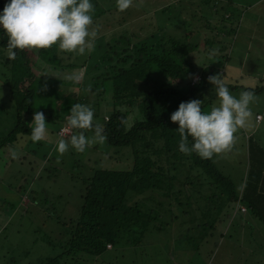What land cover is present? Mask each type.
<instances>
[{
    "label": "trees",
    "instance_id": "1",
    "mask_svg": "<svg viewBox=\"0 0 264 264\" xmlns=\"http://www.w3.org/2000/svg\"><path fill=\"white\" fill-rule=\"evenodd\" d=\"M109 1L102 5L101 0H92L90 29L94 28L99 36L95 38L99 42L95 48L100 51L93 60V68L84 71L79 82L73 79L74 74L67 77L64 73L74 72L76 68L87 69L91 65L92 52L84 55L64 52L53 44L47 49L30 52L17 50L15 59L7 60L6 37L0 34V126L4 130L0 136V158L2 153L11 158L14 156L12 150L21 148L17 146L18 138L30 135L34 111L43 113L46 127L49 120L55 121L62 114L57 133L66 125L71 105L85 103L82 94L92 91L98 96L96 107L105 103L107 109L101 121H93L102 126L104 143L129 148L127 165L123 169L87 164V171L81 175L70 174L78 184L80 204L67 220L56 219L58 226L45 230L42 240L53 252L37 254L31 264H141L136 254L140 247H136L144 243V235L165 231L167 218L178 220L182 216H185L183 225L192 231L187 240L194 244L195 253H199L198 243L211 240L213 247L209 248V253L213 255L219 246L218 237L224 236V232H217L218 226L233 215L237 204L246 208L245 214L264 222V151L257 155L248 147L247 169L239 187L215 159H202L194 153L186 155L178 150L177 125L169 120V114L179 102L197 99L208 87V76L217 75L224 81L226 71L224 64H220L228 59L224 46L212 47L215 49L213 62L209 60L198 65L199 71H196L189 54L199 43L191 38L195 30L207 28L208 22L217 25L231 18L230 28L233 24L237 26L239 20L236 22V19L241 16L239 8L228 9L234 4L232 2L240 0H211V4L208 0H199L208 4L211 21L207 16L197 22V14L191 13L189 22L194 24V31L181 35L166 33L167 23L162 21L150 26L145 23L147 18L136 19V28L127 27L125 22L129 19L140 12H153L164 3L132 0L127 9L117 11L115 0ZM4 3L5 0H0V9ZM110 10L120 12V18L116 19L113 14L103 16ZM260 10L263 12L264 8ZM260 14L249 13L246 20L255 22L263 17ZM234 15L236 17H232ZM222 26L223 31L217 33L215 29L210 39H203V44H211L215 39L225 43L229 27ZM102 35L107 36L103 41ZM259 80L258 85L246 87L224 82L229 90L240 88L258 93L264 91L261 82L264 78ZM66 86L79 88V94L65 90ZM204 105L202 101L201 107ZM27 143L26 156H17L16 161L25 164L31 173L38 172V180H43L45 173L51 175L55 168L51 161L57 152L44 149L42 145H48L44 140L33 143L28 138L23 147ZM78 165L76 160L71 167L75 169ZM21 172L16 186L20 195L25 194L32 181L31 173ZM28 195L32 201L31 212L38 216L40 223L36 228L40 230V225L46 222L43 218L48 213L44 209L49 207L46 205L49 200H39L38 192L32 190ZM13 201L0 199V215L12 214L17 205ZM237 212L241 215L239 209ZM35 242L36 238L32 243ZM3 246L6 247L2 249L5 263L14 264L10 254L13 248L4 244L0 249ZM30 248L23 249L25 254Z\"/></svg>",
    "mask_w": 264,
    "mask_h": 264
},
{
    "label": "rangeland",
    "instance_id": "2",
    "mask_svg": "<svg viewBox=\"0 0 264 264\" xmlns=\"http://www.w3.org/2000/svg\"><path fill=\"white\" fill-rule=\"evenodd\" d=\"M101 2L103 3L102 5L110 3L109 0H101ZM155 2L156 4H164L158 6L156 8L157 10H153V12H140L139 15L135 16H138V18L133 17L125 22L127 23V27H129V29L136 28L137 26L134 25L136 19L147 18L146 24H150L151 26L153 24L155 25V23L159 24L160 21H162V23H167L165 26L166 33L172 34L177 32L178 35H181L182 32L188 33L194 27V24L189 22L191 13H193V15L197 14V22H202L201 18L207 16L208 21H211V19H209L211 14L208 12L207 6L211 0H208V4L202 3L199 0H155ZM232 3L234 4H231L228 10L233 11L239 8V16L241 15L239 19H236V22L239 20L237 26L233 24L230 28L229 21H233L230 18L228 21L223 20L225 23H218L217 25L208 22L207 28L201 29V31L200 29L195 30L191 40H195L199 44L197 49L190 51V60L196 67V71H199L198 65H204L209 61V57L207 56L209 50H212L214 46L217 48H222L224 46V52L228 54L227 61L225 63L224 61L220 62V64H224L226 71V75L223 78L224 81L232 84L244 85L243 87L258 85L260 83L259 79L254 81L252 80L253 78L245 77L244 75L246 73L264 75V11L262 12V10H260L261 7L264 8V0H240ZM258 12H261L260 15H263V17L255 19V22L246 20L247 14L252 13L254 15ZM119 13L120 12L110 10L103 16L109 17L113 14L116 16V19H118L120 18ZM232 17H236V15ZM157 20L159 22H157ZM222 24L228 25L229 27L228 36L225 38L226 42H217L215 39L213 42L211 41V44H203V39H210L215 29H217V33L223 31ZM116 26V28L119 27V25ZM106 35H108V33H106ZM106 35H102V41L103 38L107 37ZM245 37H249V41L247 38L245 39ZM97 43L99 44L98 41H95V47H97ZM95 47L92 51L93 58L89 62L91 65H89L87 69L76 68L74 72H65L64 75L69 77L74 74L73 79L79 82L83 72L93 68V60L100 51L98 48L96 50ZM30 51L31 50H28V52ZM242 53H245L247 56L243 63H241ZM212 62L213 60H211L210 63ZM240 68L243 69L241 76L236 75L240 72V70H238ZM33 69L36 71L39 70L35 66H33ZM229 71L233 73V78L229 77ZM77 76H79L80 79L77 80ZM207 83L208 87L202 90L197 98L201 100V102L204 101L205 105L201 107L202 111H207L218 102L214 95L213 85L209 82ZM65 90L77 91L78 94L80 92V89L75 86H66ZM229 91L233 96L238 97L243 89L236 88L234 91ZM82 96L86 99H84L85 103H83V101L78 103L91 105L90 107L93 109V121H101L103 113L107 111L106 105H104L105 103L96 107L95 100H98L96 99L98 96H96L93 91L91 94L89 92L83 93ZM254 96L255 99L249 104V107H252L255 102L259 104L263 103L264 91L263 93H254ZM209 100L211 104L208 102ZM62 116L63 115L60 114L55 121L49 120V124L46 127L47 138L44 141L48 142V145L44 143L42 146L44 149L48 148L50 152L53 151V153L56 152V140L60 138L56 133V128L58 125L62 124ZM128 120L130 119L128 118ZM2 129L3 126L1 125L0 136L3 135L4 130ZM243 130L244 129H238L237 132L234 133V143L231 149L228 150L230 153L227 151L214 154L212 157L216 160L218 166H223L226 174H230V176L238 182L239 187L242 185L241 180L244 178L247 169V161L244 160V157L235 158L241 155L238 154L241 150L245 149L246 152V147L242 145V142H244V136L242 135ZM83 131L85 136H92L90 130ZM59 132L61 133V130H59ZM29 136L28 133L19 136L17 146L21 148H14V150H12L14 156L11 155L12 157L10 158L2 153L0 158V199L5 198L17 201H13L17 205L11 212L12 214L6 216L0 215V245L6 244L8 248H13L10 254L14 257V264H31L37 254L45 255L53 252L42 240L46 235V233H44L45 230L52 228L53 225L58 226L56 219L60 221L67 220L66 218L75 213V210H77L80 204L79 187L74 178L70 176L72 172L75 176L87 171V164L93 167L123 169L126 167L129 157V148L107 145L104 142H94L90 147H86L84 152H76L69 147L65 154H54L55 158L51 162L55 168L50 172L51 175L49 174L46 176L45 173V178L43 180H38V172L31 173L30 170L25 167V164L16 161L18 160L17 156H26L28 143L24 147L22 144L28 141ZM260 136L264 137V125H262ZM63 138L67 141L68 136ZM76 160L79 165L76 166L77 168L73 169L71 164ZM21 171L31 173L30 176L32 178L28 190L22 195L17 193L16 189L18 181L21 178ZM31 190L38 192L37 198L39 200H49V202H46V205L49 207H45L44 209V212L48 213L45 214L43 218L46 222L40 225V230L36 228V225L40 224L37 218L38 216L31 212L32 209L30 205H32V201L29 199L28 195V192ZM237 209L240 210L241 216L242 213H244L242 218L238 217ZM245 209L244 207V210H242L241 205H236L233 215L230 216L224 224H219L217 232H224V236L218 237L219 246L215 249L213 255L209 253V248L211 249L213 247L211 240L209 242L198 243L199 253H195L194 244L187 240L192 234V231L189 230L188 226H185L186 224L183 225L182 220L185 219V216H182L178 220H170L167 218L165 231L144 235V243L136 247H140V252H136V254L139 255V263L264 264V222L254 218L249 213L245 214ZM227 234H229V236ZM34 238H36V242L32 243ZM29 247H31V251L25 254L23 249H28ZM5 248L6 247L3 246L0 249V264H6L5 259L2 257V249ZM4 252L9 254V252Z\"/></svg>",
    "mask_w": 264,
    "mask_h": 264
},
{
    "label": "clouds",
    "instance_id": "3",
    "mask_svg": "<svg viewBox=\"0 0 264 264\" xmlns=\"http://www.w3.org/2000/svg\"><path fill=\"white\" fill-rule=\"evenodd\" d=\"M131 4L132 0H115L117 11H124ZM92 12V0H5L0 9V34L6 37L5 58L14 60L17 50L47 49L53 44L64 52L91 53L97 36L96 30L90 29ZM214 52L212 49L207 53L210 61ZM207 80L213 85L216 105L202 111L201 100L190 99L179 102L169 114V120L177 125L178 150L186 155L194 153L202 159L231 149L234 133L250 127L252 112L249 104L255 99L250 90L233 96L217 75H210ZM68 112L66 125L59 129L62 135L55 143L58 154H63L69 147L84 152L94 142L105 141L102 126L93 123V109L89 105L74 103ZM30 129L29 138L33 143L47 138L42 112L32 113ZM73 129L80 131L73 133ZM89 129L92 130L90 137L82 131ZM63 135L68 136L67 141Z\"/></svg>",
    "mask_w": 264,
    "mask_h": 264
},
{
    "label": "crops",
    "instance_id": "4",
    "mask_svg": "<svg viewBox=\"0 0 264 264\" xmlns=\"http://www.w3.org/2000/svg\"><path fill=\"white\" fill-rule=\"evenodd\" d=\"M246 57L247 56L245 55V53H242L241 63H243L245 61ZM241 68H244V67H241ZM241 68L238 69V70H240V72L236 75L241 76L242 71H243V69H241ZM229 75H231L230 78H233L232 72H230ZM244 76L245 77H251V78H253L252 80H254V81L258 80L260 78H264V75H259L258 73H256V74L246 73ZM261 93H263V92H261ZM249 108H250V110H254V111H251L252 112V119L250 121V127L244 129L243 133H242V135L244 136V142H242V145H244L246 147V152H245V149L241 150V152L238 153L241 155L235 157V158H239V157L243 158L244 157V160H246L247 157H249L248 156V153H249L248 147L253 148V150H254L253 153H256L257 155H258V153H261L264 151V149H263L264 148V137L260 136L261 130H262V125H264V101L262 104L255 102L252 105V107H249ZM257 114L261 115L259 119L256 118ZM237 134H239V133H237ZM228 153H230V152L228 151ZM243 216H244V214H242V216L238 215V217H240V218H242Z\"/></svg>",
    "mask_w": 264,
    "mask_h": 264
},
{
    "label": "built area",
    "instance_id": "5",
    "mask_svg": "<svg viewBox=\"0 0 264 264\" xmlns=\"http://www.w3.org/2000/svg\"><path fill=\"white\" fill-rule=\"evenodd\" d=\"M196 78H197V77L194 76V77H193V80H195ZM261 82H262V85H264V80L261 81ZM256 118L259 119V118H260V114H257V115H256ZM238 205H239V204H238ZM241 209L244 210V207L241 206ZM108 246H109V245H108Z\"/></svg>",
    "mask_w": 264,
    "mask_h": 264
}]
</instances>
